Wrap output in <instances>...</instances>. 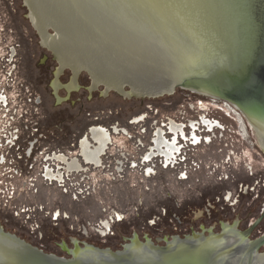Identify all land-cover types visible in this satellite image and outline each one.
I'll return each mask as SVG.
<instances>
[{"label": "rangeland", "instance_id": "1", "mask_svg": "<svg viewBox=\"0 0 264 264\" xmlns=\"http://www.w3.org/2000/svg\"><path fill=\"white\" fill-rule=\"evenodd\" d=\"M25 4L26 0H0V157L14 161L0 163V180L6 190L0 193V206L9 210L7 205L15 201L20 209L29 201V243L70 258L57 245L69 231L75 233L71 236L77 237L76 245L81 248L90 245L112 250L123 249L131 242L127 239L135 236L141 242L164 245L163 239L184 238L223 222L243 232L247 226L241 218L246 216L251 221L254 210L264 204V154L249 135L240 132L236 121L216 108L215 98L180 88L160 97L127 96L108 90L104 83L95 84L93 76L83 69L75 74L71 67L62 68L55 53L42 45L34 22L25 17L29 15ZM55 74L60 88L66 84L77 89L71 93L60 88L54 91ZM203 100L209 103L205 110L196 105ZM219 101L224 105V99ZM189 102L195 105L194 110L210 113L226 126L225 131L218 130L222 133L212 143L187 150L191 165L187 160L181 165L195 173L192 178L180 179V169L159 163L157 175L151 178L135 171L93 195L76 199L42 177L44 153L77 156L78 141L86 138L90 126L117 122L135 130L128 122L151 106L175 118L180 107ZM200 174L205 177L198 180ZM228 191L233 193L231 201L225 200ZM57 209L70 218L62 215L52 219L51 212ZM114 210L125 218L102 237L95 226ZM79 225H86V235L78 231ZM36 229L46 239L37 237ZM260 231L264 232L263 225L249 239L259 236ZM67 243L70 250L76 248L74 243Z\"/></svg>", "mask_w": 264, "mask_h": 264}, {"label": "water", "instance_id": "2", "mask_svg": "<svg viewBox=\"0 0 264 264\" xmlns=\"http://www.w3.org/2000/svg\"><path fill=\"white\" fill-rule=\"evenodd\" d=\"M26 1L43 46L127 96H218L264 154V0ZM260 220L242 234L223 222L164 245H77L70 258L0 231V264H264V234L249 239Z\"/></svg>", "mask_w": 264, "mask_h": 264}, {"label": "built area", "instance_id": "3", "mask_svg": "<svg viewBox=\"0 0 264 264\" xmlns=\"http://www.w3.org/2000/svg\"><path fill=\"white\" fill-rule=\"evenodd\" d=\"M150 108L151 110L140 112L138 116L130 119L128 124L132 125V127H136L135 130H132L127 126H121L117 122L107 126L101 125L100 123L90 126L88 131L94 127L102 126L111 136L98 163L85 162L79 151L80 140L77 144V156H68L69 158L78 157L80 159L81 166L79 169L69 170L65 162L55 157L57 153L60 154L63 152L44 153V156L42 157L44 160L43 168L41 170L42 177L48 183L57 184L64 191L70 193L74 198L79 199L81 197L95 194L102 186L107 187L109 182L127 178L132 172L137 171L142 177L151 178L157 175L156 167L159 163H162L166 168H175L177 164H182L187 160V150L197 146L192 145V121L190 123L186 121H178V123L183 125V129L189 140L186 141L180 134V141L177 143L180 146V150L174 155L173 161L171 160L168 165H165L162 155L157 152L154 145V138L159 129H163L165 134L167 133L169 135V132H171L170 123L175 118L167 115L169 118L168 120H164L163 124L165 126H162L157 117L152 115L160 113L159 110L152 109V106ZM98 119L99 118L97 117L96 120ZM137 119L138 121H136ZM3 142V139H1V146L4 145L5 142ZM11 143L13 146L16 145V142ZM11 143L8 142L7 145ZM10 161L11 163L14 162L13 159L10 160L6 157H0V163H10ZM31 164L33 166V163ZM48 170L52 172L53 176H47ZM189 171L188 166L184 164L179 171V178L187 180L190 175ZM4 191L6 190L0 180V193ZM124 218V214L114 210L111 215L104 218L105 221L110 223V226L104 227L103 219H100L95 226L96 232L100 236L106 237L112 232L114 223L121 222ZM83 231H88L86 226H83ZM102 231H106V234L104 235Z\"/></svg>", "mask_w": 264, "mask_h": 264}, {"label": "flooded vegetation", "instance_id": "4", "mask_svg": "<svg viewBox=\"0 0 264 264\" xmlns=\"http://www.w3.org/2000/svg\"><path fill=\"white\" fill-rule=\"evenodd\" d=\"M27 6H28V4L26 3L24 5V7L27 8ZM27 11H29V15L28 16L26 15L25 17L31 19V21L33 22L32 17H31V14H32L31 8L29 7V9ZM37 31H38V35L41 36L38 29H37ZM41 38H42V36H41ZM60 68L57 70L56 74L58 72H60ZM62 68H64V67H62ZM56 74H55V78L52 80V88L54 91H57L60 88V83L58 81V78H56ZM64 85H66V84H63L60 89H66L68 91V93H71L72 91L77 89L76 87L75 88L71 87V85L67 86V87ZM94 87L95 86H93V88ZM68 88H70L71 91H69ZM187 90H189V89H187ZM196 94L201 95L203 97L211 96V95L203 94V93H199V92H196ZM212 97H214V96H212ZM214 98H215V100L213 101L214 102L213 104L216 106V108L224 111L234 121H236L239 124L240 132L244 136H248L249 133H248L245 121H244V125H242L240 123L241 121L237 117L231 115V113L229 112L228 104H230V103L228 101L224 100L225 103H224V105H222V104H220L221 102L219 101L221 98H217V97H214ZM192 102H189L187 105L185 104V105H183V107H180L181 109L178 110L175 119H173L170 123V131L171 132H169V135L167 133L165 134V131L163 129H159L156 133V136L154 138V145L157 149V152L160 155H162V158L164 159L163 162H165V165H168L171 160L173 161L174 155H176V152H178L180 150V146L177 144L180 141V137H181L180 134L182 135V137H184V139L186 141L189 140L185 130L183 129V125L178 123V121L179 122L186 121L188 123H190L192 121L191 122V125L193 127V131L191 133V135H192L191 140L193 142L192 145H200L203 143L210 144L214 141V138H218L220 133H222V132H218L219 129L220 130L223 129V131L226 130V126H223L219 120L213 119V116L210 115V113L202 114L203 112H201L199 109L194 110L195 105ZM198 104L200 105V108L202 110H205L208 108L207 104H209V103L208 102L205 103V101L203 100V101H200L199 103H196V105H198ZM183 108H186V109H183ZM159 115L160 116L157 117L159 123L162 126H165L163 124V122H164V120H168V118H169L168 116H170V115H168L167 117L161 113H159ZM202 115H204V119H206V123H202V121H200ZM136 121H138V119ZM188 126H190V125H188ZM198 128H199V131H198ZM116 131H118V130H116ZM88 137L92 141L91 140L89 141ZM110 138H111V136H110L109 132L105 128H103L102 126L101 127H94L90 131H88L86 138L79 141V151H80L82 158L85 160V162H87V163H90V162L98 163L100 161L101 154L103 153V151H104L108 141L110 140ZM93 143H94V145H93ZM193 149L194 148H190L189 151H191ZM192 155H193V152L191 153L190 156H192ZM149 156H151V155H149ZM55 157L57 159L65 162L67 164V168L69 170L79 169L81 166L80 159L78 157L69 158L64 153H60V154L57 153L55 155ZM71 157H74V156H71ZM191 160H192L191 157L188 156L186 164L189 163V165H191ZM192 164H193V162H192ZM27 165L29 166V163ZM182 166L183 165H181V164H177V166L175 168L181 169ZM199 167H200V165H199ZM20 169H22V168L20 167ZM47 176H53L52 172L48 170ZM193 176H195V173L192 172L188 178L190 179ZM204 177L205 176L203 174H200V178H198V180H201ZM28 179H29V177H28ZM28 185H29V182H28ZM248 188H246V189H248ZM232 195H233V193L228 191L226 196L225 195H223V196H225L226 201H231ZM7 206H8V208H11V209H9V210L3 209L0 206V230L3 231L4 233L10 234V235L16 237L17 239L25 242L26 244H31V243H29V217L31 216V214H29V201L26 202L24 207H20V209H18L19 207H18V205L15 204V201L11 202V204L7 205ZM56 213H59L60 215L57 217ZM253 213H254V216L251 218V221L249 219L246 220L245 219L246 216L245 217L243 216L240 220V222H244L245 226H247V228H245L243 232H247L249 230V228L259 218H261V220L251 230L249 237L253 235V233L256 231V229L260 225L264 226V204H261L259 208H256ZM51 214H52V219H54V220H57L62 215L64 217L70 218V216L67 215L61 209L54 210L51 212ZM19 216L21 217L20 221L16 218ZM102 221H105V220L103 219ZM151 223L155 224L156 220L155 221L153 220V222H151ZM103 225H104V227H109L110 223L108 221H106V223H103ZM36 226L40 227L39 224H37ZM79 226H80V228L78 231L80 233H82L83 235H86L87 233L83 231V226H86V225H83V226L79 225ZM32 228H34V227H32ZM235 228H236V226H235ZM73 229H74V227H73ZM73 229H72V231H73ZM19 230H21L22 232H20ZM12 231H14L16 233H12ZM223 231H224V228H223ZM36 232H38L37 237H39V235H41L42 239H46L45 234L43 232H41V230L36 229ZM102 232L104 233V235L106 234V231H102ZM68 233H69V236L67 238L66 237H60L58 239L57 245L60 246L63 249V251H66L72 257L73 255L67 246L68 245L67 242H72V243H74V246H77L76 245L77 237L71 236V234H75L74 232L71 233L69 231ZM259 233H260L259 236L264 234V232H261V231ZM259 236H256L253 239H255ZM174 237L175 236H172L171 238H174ZM137 238H138V236H137ZM169 239L170 238L163 239V242L166 243ZM127 240L131 241L132 239L128 238ZM31 245H33V244H31ZM48 254H53V253H48ZM54 255H56V254H54Z\"/></svg>", "mask_w": 264, "mask_h": 264}, {"label": "bare ground", "instance_id": "5", "mask_svg": "<svg viewBox=\"0 0 264 264\" xmlns=\"http://www.w3.org/2000/svg\"><path fill=\"white\" fill-rule=\"evenodd\" d=\"M26 3H27V1H26ZM31 17H32V15H31ZM32 20H33V18H32ZM34 22V21H33ZM55 53V52H54ZM55 55H56V57H57V59L59 60V62L61 63V67H65V66H68V67H71L73 70H74V72L77 74V73H79L80 72V70H82L80 67H78V66H76L75 64H73V63H71L70 61H68V60H66L65 58H63V57H61L60 55H58L57 53H55ZM93 76V75H92ZM93 78H94V80H95V84H99V83H104L103 81H101V80H99L98 78H96L95 76H93ZM105 85H106V87H107V89L108 90H116V89H114L113 87H111V86H109L108 84H106V83H104ZM59 85V84H58ZM58 87V86H57ZM68 90L70 91L71 89L70 88H68ZM118 91V90H117ZM174 92V90L173 91H171V92H169V93H167V94H171V93H173ZM121 93V92H120ZM200 93V92H199ZM204 94V93H203ZM209 95V94H208ZM211 96H213V95H211ZM138 97H145V96H138ZM214 97H217V98H219L218 96H214ZM228 107H229V112L231 113V115H233V116H235V117H237L242 123H244V118H243V115L237 110V109H235L231 104H228ZM200 121H202V123H206V119H204V115H202V117H201V120ZM103 223H106V221H103ZM232 228H234L235 229V227H232ZM236 230V229H235ZM1 231V230H0ZM238 232H240L241 234H242V232L241 231H239V230H237ZM135 239H136V237L133 239V241H135ZM150 241V240H149ZM87 246H90V245H87ZM129 246V245H128ZM127 246V247H128ZM90 247H92V246H90ZM72 253H77V251L75 252V249L74 250H70Z\"/></svg>", "mask_w": 264, "mask_h": 264}, {"label": "snow or ice", "instance_id": "6", "mask_svg": "<svg viewBox=\"0 0 264 264\" xmlns=\"http://www.w3.org/2000/svg\"><path fill=\"white\" fill-rule=\"evenodd\" d=\"M177 0H166V5H175ZM145 3L148 5H157L161 3V0H145ZM60 214L56 213V216L58 217Z\"/></svg>", "mask_w": 264, "mask_h": 264}]
</instances>
